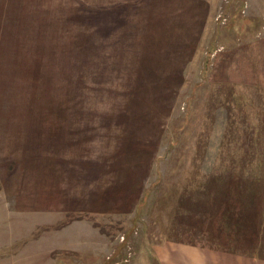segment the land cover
Returning <instances> with one entry per match:
<instances>
[{"label": "rangeland", "instance_id": "obj_1", "mask_svg": "<svg viewBox=\"0 0 264 264\" xmlns=\"http://www.w3.org/2000/svg\"><path fill=\"white\" fill-rule=\"evenodd\" d=\"M117 1L0 0V264H264L213 228L264 176V0Z\"/></svg>", "mask_w": 264, "mask_h": 264}, {"label": "trees", "instance_id": "obj_2", "mask_svg": "<svg viewBox=\"0 0 264 264\" xmlns=\"http://www.w3.org/2000/svg\"><path fill=\"white\" fill-rule=\"evenodd\" d=\"M40 68L41 66H34L30 67V70L32 73H35L40 71ZM248 178L245 181L249 184V194H246L240 203L234 202V199L238 200L240 198V194L242 193L241 183L237 178L230 179L231 187H234L233 183L235 182V189L232 190L233 192L226 191L225 196L227 197L223 199L224 206L226 207H221L215 214L213 228L218 232V236H215L216 243L220 246H226L223 249L234 252L236 250L235 245L244 238L248 244L247 250L250 253L249 255L256 258L260 255V237L264 221V176H259L254 173ZM236 190L239 193H235ZM247 197H250V200L244 203ZM230 198L233 202H230ZM253 205L255 212L252 211V208L249 210L244 209ZM255 213L256 216L254 215ZM244 227L245 230L243 229ZM232 231L235 232V236L228 237ZM220 238L221 240H225V242H222ZM226 240H234V242L233 244L227 245Z\"/></svg>", "mask_w": 264, "mask_h": 264}, {"label": "crops", "instance_id": "obj_3", "mask_svg": "<svg viewBox=\"0 0 264 264\" xmlns=\"http://www.w3.org/2000/svg\"><path fill=\"white\" fill-rule=\"evenodd\" d=\"M144 0H140L142 3ZM149 2V3H148ZM146 1L142 8V14L140 21H136L133 17L136 16L132 9L135 7V0H122L117 1L115 20H124L127 27L123 31H192V17L185 13L178 15V19L167 9L166 4L163 5V1ZM159 4V7L156 5ZM168 4V3H167ZM120 9H123L121 12ZM126 12L125 10H128ZM123 17L124 19H122ZM124 24V23H123Z\"/></svg>", "mask_w": 264, "mask_h": 264}]
</instances>
